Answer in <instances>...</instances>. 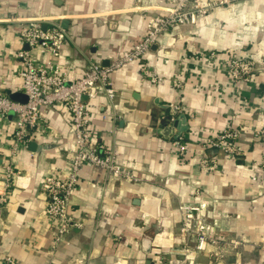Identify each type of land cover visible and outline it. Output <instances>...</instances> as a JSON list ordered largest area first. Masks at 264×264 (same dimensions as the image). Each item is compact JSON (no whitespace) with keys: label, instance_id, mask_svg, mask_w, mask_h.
<instances>
[{"label":"crops","instance_id":"obj_1","mask_svg":"<svg viewBox=\"0 0 264 264\" xmlns=\"http://www.w3.org/2000/svg\"><path fill=\"white\" fill-rule=\"evenodd\" d=\"M169 2L0 0V90L18 92L21 84L16 53L29 50L19 37L21 21L67 22L57 61L40 48L31 53L41 64L57 62L70 80L82 77L89 63L106 66L131 50L145 36L148 18L164 13ZM199 54H207L205 62L196 59ZM232 56H252L248 81L229 79L225 70ZM141 66L162 82L145 80ZM111 81L116 118L104 97L87 100L92 128L135 179L81 168L69 201L76 225L55 244L43 217L41 183L52 170L67 168L74 135L66 108L52 107L45 114L52 135L37 144L56 147L28 148L17 156L19 175L0 209V264L5 258L16 264H264V137L258 135L264 131V0H244L170 29L144 59L123 65ZM171 105L187 117L188 131L177 140L158 134L175 118ZM11 118L0 119V192ZM229 123L240 131L238 156L199 146L201 136ZM174 142L184 145L183 154ZM202 160L216 169L203 170ZM183 203H201L205 227L237 246L221 250L222 259L211 250L185 258L184 245L194 247L195 238L180 233Z\"/></svg>","mask_w":264,"mask_h":264},{"label":"built area","instance_id":"obj_2","mask_svg":"<svg viewBox=\"0 0 264 264\" xmlns=\"http://www.w3.org/2000/svg\"><path fill=\"white\" fill-rule=\"evenodd\" d=\"M171 3L163 8L161 15L150 16L146 26V34L143 39L131 50L124 52L118 59L111 60L108 65L100 66L89 63L88 70L80 78L67 79V71L57 62L41 64L33 57L31 50L40 48L47 52L55 61L60 55L67 33L59 22L49 21L44 28L38 22L21 21L19 37L21 43L29 50L20 49L16 58L21 67L18 72L21 84L18 92L25 95L27 100L20 103L9 98L0 90V119L6 120L12 116L13 130L11 143L8 145L9 155L3 167L2 182L5 190L0 192V209L7 204L10 196V188L19 175L17 169V156L22 150H27L31 142L51 136L45 124V114L54 106H63L70 115V125L74 135V146L69 151L67 168L62 171L52 170L42 180L41 190L45 198L43 217L51 224L54 243L58 244L64 236L74 227L73 216L70 211L69 201L72 193L79 186V172L83 167L94 168L104 173L106 178L132 181L135 178L127 167L118 164L115 154L108 149L103 141L97 137L92 128V116L87 106V100L104 97L107 106L111 108L109 116L116 118L114 114V100L116 90L111 81L112 74L123 65L135 61H141L151 51L158 38L178 25L193 24L196 15H206L211 5L201 6V0H168ZM189 2H193L197 12L184 10ZM228 0H218L219 5L226 4ZM216 5V3L214 4ZM200 55V56H199ZM195 58L205 62L207 54H199ZM208 58H215L209 54ZM255 61L250 59L231 58L226 66V73L233 82L248 81L254 72ZM141 73L145 80L152 84H160L162 79L153 74L150 68L141 66ZM85 98V99H84ZM177 112H182L178 105H171ZM108 115V114H107ZM106 118V116H103ZM264 137V131L258 133ZM240 131L231 123L221 131L201 136L198 144L205 150H217L222 154L235 157L239 155L237 141ZM180 154L184 153V145L174 142ZM264 166V160L261 162ZM200 167L206 171L216 169L214 164L207 160L200 162ZM183 224L180 233L184 238L193 236L195 245L183 248V256L189 259L191 253L206 252L222 259L221 250L229 245L228 239L216 233L214 228L205 227L201 217L203 206L200 203H183L179 208ZM186 241V239H185ZM4 264H16L11 258H5ZM170 264V263H168Z\"/></svg>","mask_w":264,"mask_h":264},{"label":"water","instance_id":"obj_3","mask_svg":"<svg viewBox=\"0 0 264 264\" xmlns=\"http://www.w3.org/2000/svg\"><path fill=\"white\" fill-rule=\"evenodd\" d=\"M66 23H67L66 21H62L60 23L61 27L66 28ZM7 95L9 96L10 99L14 101H18L20 103H25L27 100L26 96L19 92H7ZM171 111H172L171 114L175 115V118H173L167 125H164L162 128H160L158 130V134L164 139L173 137L175 140H177L181 137L183 133L188 131L187 117L183 113L177 114L174 109H172ZM54 147H56L55 144L39 145L35 142H31L28 146L29 151L32 152L41 151V150H50Z\"/></svg>","mask_w":264,"mask_h":264},{"label":"rangeland","instance_id":"obj_4","mask_svg":"<svg viewBox=\"0 0 264 264\" xmlns=\"http://www.w3.org/2000/svg\"><path fill=\"white\" fill-rule=\"evenodd\" d=\"M242 1H244V0H228V2L226 4L219 5L218 0H201L198 8H200L201 6H207V5H211V8L208 9L206 15H196V19H195V22L193 24L196 23L197 17L209 16L210 14H212L217 9L226 8V7L231 8V7L235 6L237 3H239V2L241 3ZM169 3H171V2H169ZM215 3H216V5H214ZM195 5L196 4L193 2H189V4L186 5L184 10L197 12L196 9H193V8H195L194 7ZM193 24H186V25H193ZM210 54H213V53H210ZM214 55H216V54H214ZM251 57L252 56H250V57L248 56L247 58L250 59ZM230 58H239V56H232ZM255 58L258 59L257 56Z\"/></svg>","mask_w":264,"mask_h":264}]
</instances>
